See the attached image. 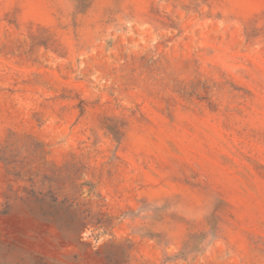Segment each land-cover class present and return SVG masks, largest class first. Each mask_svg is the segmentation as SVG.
Here are the masks:
<instances>
[{
    "label": "rangeland",
    "instance_id": "1",
    "mask_svg": "<svg viewBox=\"0 0 264 264\" xmlns=\"http://www.w3.org/2000/svg\"><path fill=\"white\" fill-rule=\"evenodd\" d=\"M0 264H264V0H0Z\"/></svg>",
    "mask_w": 264,
    "mask_h": 264
}]
</instances>
